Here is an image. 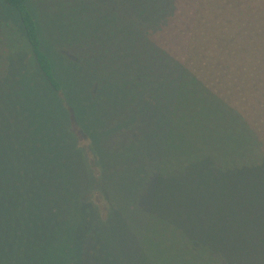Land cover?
I'll return each mask as SVG.
<instances>
[{
    "label": "trees",
    "instance_id": "16d2710c",
    "mask_svg": "<svg viewBox=\"0 0 264 264\" xmlns=\"http://www.w3.org/2000/svg\"><path fill=\"white\" fill-rule=\"evenodd\" d=\"M0 264H264V0H0Z\"/></svg>",
    "mask_w": 264,
    "mask_h": 264
}]
</instances>
